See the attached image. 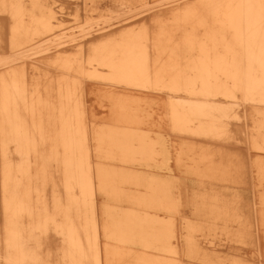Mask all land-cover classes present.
<instances>
[{"label": "bare ground", "instance_id": "obj_1", "mask_svg": "<svg viewBox=\"0 0 264 264\" xmlns=\"http://www.w3.org/2000/svg\"><path fill=\"white\" fill-rule=\"evenodd\" d=\"M5 3L0 0V10L8 11L13 18L12 42H28L50 30V8L36 13L16 2ZM105 35L79 43L72 55L55 58L54 66L63 69L57 79L31 74L23 62L0 72V189L4 214L0 264H40L41 256H49L42 239L51 230L60 237L59 255L66 264H114L126 255L133 256L130 243L142 246L131 264H180L163 255L178 253L172 241L176 232L171 211L176 209L181 193L172 195L169 178L152 176L141 182L130 169L94 162L89 142L90 138L96 142L97 158L160 165L168 158L161 149L160 137L137 128L140 121L136 114L130 121L122 120L127 110L137 106L132 108L134 100L112 87L99 92L109 101L112 112L121 116L122 123L95 125L89 138L82 78L110 86L128 84L139 89L183 92L188 97L170 101L166 113L176 131L243 141L264 157V0H197L173 8L166 20L158 16L152 27L142 23ZM101 67L103 70H99ZM218 97L229 99L231 104L217 101ZM234 104L241 108L236 110ZM249 119L253 125L246 134ZM239 131L243 132L240 137ZM187 148H181L176 163H181L188 150L194 153L190 159L197 154L198 161L208 167L198 170L193 161L190 168L193 166L192 171L200 178L215 180L214 190L219 185L228 186L225 177L240 171L238 164L228 166L226 171L215 164L220 157L233 165L238 152ZM13 155L15 160L11 159ZM253 155L249 152L248 158ZM180 179H174L179 192L184 184ZM130 187L134 191L129 193ZM97 194L111 200L101 209L100 217L95 209ZM123 196L130 197L125 208L120 204ZM197 196L200 199L196 205L201 210L216 214L211 221L220 220L221 215L224 221L238 225L233 236L245 235L239 226H247L235 208V197L208 191H199ZM159 209L169 212V217L156 214ZM188 227L197 228L195 224ZM254 236L258 248L257 234ZM186 239L187 252L198 253L194 240Z\"/></svg>", "mask_w": 264, "mask_h": 264}, {"label": "rangeland", "instance_id": "obj_2", "mask_svg": "<svg viewBox=\"0 0 264 264\" xmlns=\"http://www.w3.org/2000/svg\"><path fill=\"white\" fill-rule=\"evenodd\" d=\"M194 1L197 0H40V2L36 3H30V0H5L6 6L16 2V4L24 5L28 12L34 11L38 13L47 10L45 7L50 8L53 17L51 18L49 31L36 35L28 42L19 43L12 42L10 39V25L13 20L11 14L8 11L0 10V72L11 64L23 62L27 66L29 73L36 72L40 75L45 74L47 77L51 76L52 79H57L58 76L63 74V69L62 67L54 66L53 60L74 54L79 43L82 44L86 40L101 38L102 34H107L105 36H108L120 30L135 28L142 23L152 27L158 16H162L166 20L171 16L173 8L182 7ZM15 57H19V59L10 60ZM5 59L10 60V62L5 63ZM32 67L33 69H31ZM99 70H103V67L99 68ZM82 81L86 89L83 102L89 128V138L91 137L90 131L92 133V128L95 125L98 128L102 125L122 123L120 122L121 119H119L121 116L112 112L109 101L99 92L106 88L111 89L114 87L117 90H122L120 91L122 92L121 95L134 100L135 105L132 108L137 106L136 109L127 110V116H123L122 120L134 118V114H136V119L141 122H139L137 128L149 131L152 136H159L161 139V149L167 152L168 158L165 163L160 165L142 162L121 163L118 160L104 159L100 156L97 158L94 152L95 141L90 138L89 142L94 162L101 161L104 166L110 168L130 169L139 175L138 179L141 182L148 180L152 176L169 178L172 195L176 194L178 196L181 193L176 209L171 211L175 217L174 230L176 232L172 241L176 244L175 248L178 253L164 254L163 256H171L173 259H177L180 264H233L235 261L241 264H264V157H259L243 141L221 140L214 137L176 131L170 125L166 113L170 101L188 97L183 92L151 88L139 89L128 84L110 86L90 78H82ZM217 101L227 105L231 104L229 99L223 97H218ZM233 106L236 107L235 104ZM240 108L241 106H237L235 109L238 110ZM247 121L249 126L244 130L246 134L247 131H251L253 125L251 119ZM241 134L243 132L239 131V137ZM189 146H192L196 151L205 149L222 153L227 151L238 152L239 157L234 159L235 163L233 165L230 160L227 161L220 157H216L215 164L216 167H221L220 170L223 169L224 171L227 170L228 166L233 168L234 165L238 164L240 171L225 177L228 186L219 185L214 190L215 180L206 176L200 178L199 173L192 171L193 166L190 168L194 164L198 170L208 167L207 163L198 161L197 154L194 160L190 159V155L193 156L194 153L188 150L181 157V163H176V156L181 148L185 151ZM249 152L255 153L251 160L248 158ZM11 159L15 160L16 157L13 155ZM159 160L162 161L161 158ZM254 160H256V163H253ZM1 161L0 156V167L2 165ZM218 163H221V166ZM216 172L214 175L219 177V173L217 174ZM204 174H206V171ZM179 178H181L180 184L184 181L181 192L174 187V179L178 180ZM182 179L184 180L182 181ZM221 183L223 182L219 181V184ZM202 185H204V188L200 190L203 187ZM127 186L128 184H126ZM130 188L132 190L127 189L129 193L134 191L133 187ZM199 191H208L211 194L218 192L227 198L235 197L238 200L235 208L244 217V223L247 226L245 228L239 226L240 232L241 230L243 233L245 231V235H240V237L233 236L238 225L230 220L224 221L221 215L219 216L220 220L211 221L212 219L215 220L213 217L216 214L208 210L203 211L196 205L200 199L197 196ZM47 196L51 197L50 184L48 185ZM120 199H123L120 204L124 208L128 206L129 203L127 201H129L130 197L123 196ZM107 204H111V200L107 197L104 198L101 194H97L95 209L98 217L101 216V209L106 207ZM155 213L162 217H169L170 214L160 209L156 210ZM3 219L0 189V232H2ZM255 221L256 227L254 226ZM189 224H195L197 228L191 229L188 227ZM208 224L215 225H212L214 226L213 228H207ZM254 234H257L258 248H256ZM186 237L194 240L198 253L189 254L187 252ZM42 240L43 248L48 249L49 256H41L40 264H66V261L62 260L59 255L60 237L57 238L51 230L47 237H43ZM55 240L57 241L55 242ZM128 246L134 251L133 256L131 255L132 257H130L129 255L128 257L126 255L122 260L114 264H131L134 260V254L142 250L141 244L130 243ZM152 254L157 256L160 255V252H152ZM129 259L132 260L130 261Z\"/></svg>", "mask_w": 264, "mask_h": 264}]
</instances>
